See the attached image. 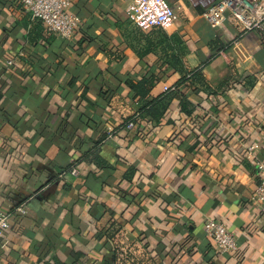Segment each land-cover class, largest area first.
Returning <instances> with one entry per match:
<instances>
[{
    "label": "crops",
    "instance_id": "0c3cea01",
    "mask_svg": "<svg viewBox=\"0 0 264 264\" xmlns=\"http://www.w3.org/2000/svg\"><path fill=\"white\" fill-rule=\"evenodd\" d=\"M213 1L168 0L176 17L160 30L135 26L126 0H70L80 24L62 40L0 0V209L27 210L11 213L0 264H264L250 201L264 161V33L230 15L211 28L201 13ZM146 34L162 41L140 55ZM195 69L219 88L176 84ZM149 76L146 101L171 91L157 122L125 84ZM206 219L235 234V251H217Z\"/></svg>",
    "mask_w": 264,
    "mask_h": 264
},
{
    "label": "built area",
    "instance_id": "2783aa9c",
    "mask_svg": "<svg viewBox=\"0 0 264 264\" xmlns=\"http://www.w3.org/2000/svg\"><path fill=\"white\" fill-rule=\"evenodd\" d=\"M20 8L28 13L32 19L40 21L45 32L69 40L75 28L80 24L79 17L68 11L70 0H17ZM126 13L128 19L137 27L150 29L152 27L165 30L169 28L176 17L174 8L168 0H126ZM227 15L233 17L244 30L258 29L264 33V0H214L209 3L201 16L211 28L222 26ZM7 65L12 60L6 61ZM164 86V90H168ZM133 122L127 123L131 128ZM257 145L246 146L248 154H252ZM257 168L261 173L250 201L256 205L264 221V161L257 162ZM70 173L77 174L75 167ZM11 213L25 215L26 207L21 204L16 206L13 212L0 209V238L3 237L9 227ZM203 232L215 244L220 253H231L237 249V241L234 233L229 231L225 223L219 219H206L203 222Z\"/></svg>",
    "mask_w": 264,
    "mask_h": 264
},
{
    "label": "trees",
    "instance_id": "16d2710c",
    "mask_svg": "<svg viewBox=\"0 0 264 264\" xmlns=\"http://www.w3.org/2000/svg\"><path fill=\"white\" fill-rule=\"evenodd\" d=\"M161 30V29H160ZM157 35L164 37L165 34L162 31H157ZM151 34H146L145 40L146 45L145 49L140 53V55H144L148 51L152 50L156 43H161L162 40H156L155 37H151ZM63 40V39H62ZM157 41V42H156ZM174 58V57H172ZM176 58V57H175ZM172 61V64L180 62V60L175 59ZM171 62V61H170ZM153 77L149 76L147 78H141L139 80L133 81L128 80L125 82L126 85L129 86V88L133 91L135 98H138L139 100H144V103L140 107V113H144L146 117H149L151 121H159L163 112L166 110L167 105L170 101L171 97V91H166V95L160 96L157 98H153L151 100L146 101V97L149 94L151 85L153 83ZM186 82L187 86L192 89H202L204 91H207V93L211 94L214 93L219 87L216 89L211 88L210 85L207 84V82L204 80L203 76L201 75L200 71L198 69L190 70V71H183V75L179 81H177V85ZM168 100V101H167ZM187 103V102H186ZM188 104V103H187ZM183 106V107H182ZM180 107L181 109L185 108L184 101H180ZM186 113H190V110H186ZM87 159L92 160L96 165H105L104 160H102L99 156L96 154H93V152H89L87 154ZM115 257L112 255L111 259L107 261L106 264H111L114 261ZM47 264V263H46ZM52 264H64L59 262L57 259H54ZM105 264V263H104Z\"/></svg>",
    "mask_w": 264,
    "mask_h": 264
}]
</instances>
